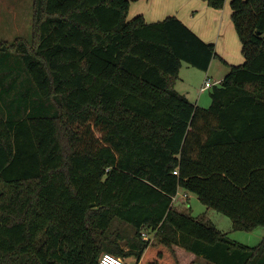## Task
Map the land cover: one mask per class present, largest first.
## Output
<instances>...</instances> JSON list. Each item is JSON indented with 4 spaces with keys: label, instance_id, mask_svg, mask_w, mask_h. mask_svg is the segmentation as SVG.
Segmentation results:
<instances>
[{
    "label": "trees",
    "instance_id": "1",
    "mask_svg": "<svg viewBox=\"0 0 264 264\" xmlns=\"http://www.w3.org/2000/svg\"><path fill=\"white\" fill-rule=\"evenodd\" d=\"M231 8L244 62L202 107L176 84L184 62L219 55L179 17L36 0L34 45L0 47V264H264V238L245 245L174 202L192 192L236 229L264 227V0Z\"/></svg>",
    "mask_w": 264,
    "mask_h": 264
},
{
    "label": "rangeland",
    "instance_id": "2",
    "mask_svg": "<svg viewBox=\"0 0 264 264\" xmlns=\"http://www.w3.org/2000/svg\"><path fill=\"white\" fill-rule=\"evenodd\" d=\"M228 2H230V0H228ZM228 4L231 8V3ZM201 11L202 10L195 11L200 23H202L205 17ZM35 22L36 0H0V47L7 44H17L19 42H26L29 47L33 46L36 40ZM233 28L235 30L234 36L236 41L229 36V45L232 50L229 54L224 56V58H222L220 52L216 50L219 56L213 59L212 66L208 71L194 67L186 62L183 63L181 70L182 75L178 81L177 87H179V91L182 92L188 90L191 91L190 93L193 95L191 96L192 100L198 102L199 106L209 107L212 103V88L205 91L201 100L199 97L200 87L205 84L206 80L211 79L215 82L216 80L221 79L233 63H238L237 61L244 59L242 42L234 25ZM203 90L204 89H201V91ZM188 197L189 198H187V195L181 191L175 201L177 208L203 221L214 224L220 230L226 232L231 239L249 246H256L264 238L263 226L252 231L236 229L234 228L230 216L207 206L195 193L189 192ZM126 244V241L122 242L123 247H126ZM124 261L126 264H136L131 258L124 259Z\"/></svg>",
    "mask_w": 264,
    "mask_h": 264
},
{
    "label": "crops",
    "instance_id": "3",
    "mask_svg": "<svg viewBox=\"0 0 264 264\" xmlns=\"http://www.w3.org/2000/svg\"><path fill=\"white\" fill-rule=\"evenodd\" d=\"M226 3L227 4L223 9H214L204 0H130L128 19L131 20L135 16L142 14L145 17V20L151 23L163 20L168 16H177L204 41L214 43L217 47L216 50L219 51L222 55L221 57L224 58V56L229 54L232 50L231 46L229 45V36H231L234 41H236L234 36L235 30L233 28L234 23L232 20V8L228 6V3H231V0L230 2L226 0ZM200 10H202L201 12L203 16H205L202 23L198 21L195 14V11ZM237 62L238 63H233V65H239L243 63L244 59ZM229 70L230 69H228L221 79L218 80H222ZM181 75L182 72L180 73V77ZM177 84L176 88L179 91ZM204 85H202L199 90L200 100L203 97L205 91L212 88H205L203 91H201ZM180 92L186 94L192 102L199 105L198 102L192 100L191 96L193 95H191V91L188 90ZM184 194L187 195V198H189L187 193ZM130 258L136 262L134 257ZM186 258H188V261L194 259L193 262H195V264H214L208 261L203 255L193 256L192 253H187Z\"/></svg>",
    "mask_w": 264,
    "mask_h": 264
},
{
    "label": "built area",
    "instance_id": "4",
    "mask_svg": "<svg viewBox=\"0 0 264 264\" xmlns=\"http://www.w3.org/2000/svg\"><path fill=\"white\" fill-rule=\"evenodd\" d=\"M220 82H221V80L214 82L211 79H208L205 82L203 89L213 87L216 83H220ZM177 196H178V194L174 197V202L177 200ZM143 236L145 238H148L146 233H143ZM100 264H126V262L120 256H117V255L109 253V252H105L100 257Z\"/></svg>",
    "mask_w": 264,
    "mask_h": 264
}]
</instances>
